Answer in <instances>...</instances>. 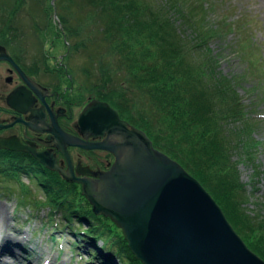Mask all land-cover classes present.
<instances>
[{
    "label": "trees",
    "instance_id": "obj_1",
    "mask_svg": "<svg viewBox=\"0 0 264 264\" xmlns=\"http://www.w3.org/2000/svg\"><path fill=\"white\" fill-rule=\"evenodd\" d=\"M212 1L208 5L204 0H55L53 6L62 27L58 42L67 72L71 74V53L84 54L94 97L143 131L154 148L180 164L219 206L223 204L235 220L230 222L234 231L259 257L260 249L250 240L264 236V226L244 206L245 186L233 160L239 153L254 169V176H259V143L237 91L242 79L231 80L217 71L210 45L220 36L219 29L208 24L206 15L215 10ZM25 8L49 17L53 7L45 0H0V14L6 12L0 22L12 23L14 11L8 10L21 13ZM186 28L191 36L183 31ZM43 40L40 37V44ZM22 173L33 177L44 194L41 204L20 181ZM0 183L8 186L10 195L17 191L20 205L37 209L44 205L51 212L62 211L68 222L75 217L77 223L86 224V229L70 232L88 241L87 249L100 256L99 263L111 264L115 256L121 264H141L121 231L107 218L95 216L80 191L56 172L33 159L0 151ZM106 251L111 254L104 258Z\"/></svg>",
    "mask_w": 264,
    "mask_h": 264
},
{
    "label": "water",
    "instance_id": "obj_2",
    "mask_svg": "<svg viewBox=\"0 0 264 264\" xmlns=\"http://www.w3.org/2000/svg\"><path fill=\"white\" fill-rule=\"evenodd\" d=\"M77 122L86 138L102 140L82 141L54 124L52 144L64 156L66 169L52 153L34 152L16 140L0 139V149L29 152L66 182L79 184L92 213L121 231L141 264H264L203 186L108 103L90 101ZM67 146L106 151L114 161L107 171L74 170Z\"/></svg>",
    "mask_w": 264,
    "mask_h": 264
},
{
    "label": "rangeland",
    "instance_id": "obj_3",
    "mask_svg": "<svg viewBox=\"0 0 264 264\" xmlns=\"http://www.w3.org/2000/svg\"><path fill=\"white\" fill-rule=\"evenodd\" d=\"M45 1L53 7L49 10V17H45L41 11L38 13L37 10L30 11L29 8H25L21 13V10H8V12L14 11V16L11 19L12 23L0 22V39H8V41L17 39L15 42L17 48L29 49L30 47L36 53L44 45L42 46L43 50L39 53L50 51L55 57L54 62H58L63 51L61 42H58L62 35V31H59L60 19L54 8L55 5L53 6L55 0ZM211 1L204 0L206 3ZM212 3L216 6L213 12L206 14L209 20L208 24L214 30L218 28L220 36L214 39L210 49L218 63L217 71L222 76L231 80L242 79L238 84L237 91L247 106L253 125V137L259 143L256 158V165L260 171L259 176H254V169L248 162H245V159L243 161L239 153L234 155L233 160L238 162L240 182L245 186L246 199L248 200L244 206L256 213L264 226V0H214ZM5 13L2 14L3 16L0 14V19L5 20ZM31 13L32 16L29 15ZM183 31L191 36V31L188 28ZM40 37L45 39L43 40L44 44L41 43L42 45ZM68 65L72 77L71 93L79 94L87 99L88 97L95 99L96 95L91 90L95 85L90 77L91 73L88 69L90 65L87 57L81 52H72ZM73 153L75 155L76 152ZM103 154L105 151L102 152V156ZM92 157H94L93 154ZM81 159L84 164H87L85 159L88 157ZM111 160H114L113 156ZM20 165L26 167L23 163ZM20 181L34 192L35 199H38L40 204L41 201H45L44 194L37 188L33 177L22 173ZM71 184L75 186V191H80L81 194L80 185ZM0 186V206L4 209L3 215L8 217V224L0 230V237L5 235L9 239L20 242L18 251L22 256L21 264H102L98 261L99 255L96 258L93 255L94 251L92 254L88 252L87 248L90 247L88 241L82 237L77 238L70 232V229L84 230L87 227L86 224L77 223L75 217H71L68 222L62 211L51 212L49 207L44 205H41L40 209L20 205V200L16 195L17 191L14 195H10L7 190L8 186ZM82 198L84 197L82 196ZM223 206L222 204L219 207L224 215L227 213L226 216L229 217L227 221L229 223L235 221L228 213L229 210ZM48 216H51V220ZM250 241L251 245L260 249L261 256L259 257L264 261V236ZM98 245H101V242H98ZM106 253H103L104 256L102 255L104 258L111 254L108 251ZM112 257L113 261L109 263L121 264L115 256Z\"/></svg>",
    "mask_w": 264,
    "mask_h": 264
},
{
    "label": "flooded vegetation",
    "instance_id": "obj_4",
    "mask_svg": "<svg viewBox=\"0 0 264 264\" xmlns=\"http://www.w3.org/2000/svg\"><path fill=\"white\" fill-rule=\"evenodd\" d=\"M16 40L0 39V139L16 140L34 152L52 153L57 164L66 169L64 156L52 144L54 137L50 129L56 124L65 134L82 141L102 140L86 138L78 130V117L87 98L71 93L72 77L64 65V56L54 62L50 51L39 53L42 46L36 53L30 47L17 48ZM0 151L33 158L29 152ZM66 152L74 169L79 166L93 172L105 171L113 162L106 151L102 156L100 150L67 146ZM85 157L87 164L81 159Z\"/></svg>",
    "mask_w": 264,
    "mask_h": 264
},
{
    "label": "bare ground",
    "instance_id": "obj_5",
    "mask_svg": "<svg viewBox=\"0 0 264 264\" xmlns=\"http://www.w3.org/2000/svg\"><path fill=\"white\" fill-rule=\"evenodd\" d=\"M3 208L0 206V230L8 224V217L3 215ZM5 214V213H4ZM19 241L9 239L8 236L0 237V264H21V254L17 248Z\"/></svg>",
    "mask_w": 264,
    "mask_h": 264
}]
</instances>
